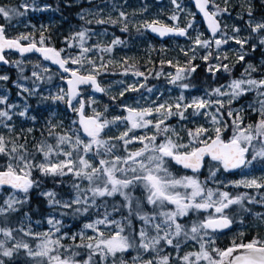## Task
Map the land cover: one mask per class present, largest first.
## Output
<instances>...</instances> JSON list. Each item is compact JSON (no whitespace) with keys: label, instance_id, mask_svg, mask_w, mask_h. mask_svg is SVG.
Returning <instances> with one entry per match:
<instances>
[{"label":"snow or ice","instance_id":"1","mask_svg":"<svg viewBox=\"0 0 264 264\" xmlns=\"http://www.w3.org/2000/svg\"><path fill=\"white\" fill-rule=\"evenodd\" d=\"M88 2L91 3L92 0ZM224 2L226 6L221 8L215 0H195V6L203 15L211 36L203 38V33H198L193 46L187 51L181 49L186 56L191 52L184 66L167 61L175 68L174 74H168L169 83L182 90L192 87L183 81L198 67L192 64L197 59L198 48L207 50L199 58L207 64L206 70L213 77L221 71L230 75L235 65L243 62L246 66L241 76L231 79L227 84L206 90L205 96L193 97L187 102L182 91L174 102L156 104L153 101L155 107L122 105L127 114L111 119L104 115L108 106L104 107V112L97 111L92 107L96 100L89 98L85 101L80 86L88 85L95 92L107 94V89L101 86L97 77L102 71H107L113 61L109 59L105 62L101 56L100 63L97 64L87 54L96 51L110 55L116 46L125 41L120 37H113L108 44L97 42L86 47L87 40L92 36L103 34L82 26L79 31L65 37L67 47H78L79 53L62 55L66 53V49L45 46L46 38L43 33L38 47L29 34H20L16 38L7 37L5 25L0 24V62L9 64L4 52L15 50L22 56L33 51L40 53L44 60L58 65L62 70L60 79L67 84V89L60 88L55 94L41 95L40 99L51 100L53 103L63 102L78 115V120H73L72 126L62 133L55 131L57 127H62V123L52 124L49 121L47 136L42 132V138L29 149L25 130L21 129L20 133L12 136L15 127L8 122L12 121L13 115L32 121L36 117L28 116L27 104L18 113L13 112L12 109L18 106L9 104L7 96H0V105L5 106L0 108V126L7 128L10 134L8 137L0 134V218L4 225L0 226V236L3 237L0 239V264H6L4 258H18L21 251L31 264H129L125 254L130 250L136 252L131 258V264H173L174 261L178 264H264L262 239L254 237L248 242L243 239L237 242L234 238L226 249L215 246L216 233L230 229L237 222V216L252 214L245 201L248 204L264 205V195L256 200L255 196L248 193L233 196L222 190V187L229 186L259 190L264 188V177L245 176L227 183L218 179L221 171L228 173L247 169L258 159L264 161V74L260 78L253 76L260 68L245 60L249 51L264 48V18L255 20L252 5L246 0L249 17L246 25L249 34L241 36V29L233 25L232 35H228V25L222 27L218 19L224 14L230 15L228 0ZM171 3L176 11L169 19L178 21L177 12H183L184 8L178 0H171ZM50 8L51 5H45L41 9L35 4V0L31 3L25 0L15 7L0 6V17L10 24L14 18L25 16L30 10L43 11ZM102 11L99 8L82 9L79 18L89 25L93 22L97 25L119 24L121 32H128V15L124 11H119L116 19L110 14L103 17ZM89 15L95 17L94 21L86 18ZM189 15L192 19L188 20L185 27L169 26L154 19L139 24L137 31L150 30L160 37L187 36L188 30L194 27L195 14ZM238 18L243 19V16L239 15ZM22 41L28 43L25 45ZM229 43L239 46L238 49L231 50L235 56L231 65L224 63L229 59L228 52H221L222 46ZM212 59L216 63H209ZM13 63L22 73L21 62ZM85 63L88 68H85ZM160 63L164 64L165 61ZM69 64L77 67L70 68ZM123 64L127 65V58L123 59ZM261 66L264 67V61ZM34 67L39 68L40 65ZM130 67L134 66L124 67V75L128 74ZM82 69L86 74L82 73ZM43 71L48 72L49 69L44 68ZM132 74L147 79L145 73L138 70ZM156 75L159 76L160 73ZM31 76L35 77L31 89L20 83L16 84L21 93L29 96L39 92L36 81L51 82L53 78L51 75L44 77L36 71ZM21 78L29 79L24 76ZM7 80V75H0V81ZM144 87V84H139V87L135 84L128 85L120 91L119 96L123 97L128 91L135 92ZM147 91L151 93L153 89L148 88ZM248 93H254V97L246 107H232ZM111 99L114 101L116 97ZM226 105L225 113L223 110ZM86 106L92 109V115H85ZM189 109L192 110V116H204L212 127L198 125L194 129H184L188 138L185 143L180 133L165 122L172 117L188 119L186 113ZM246 109L257 115L254 123H245ZM117 125H124L125 130L105 138V130ZM148 128L153 129L151 135H135V130ZM229 129L231 135L224 139L223 134ZM33 131V128H28L26 133L31 134ZM21 139L23 143L20 142ZM50 139L54 142H50ZM134 143H139L141 147L131 149L129 146ZM174 166L190 170L192 175L180 174L174 170ZM204 168H207L208 175L201 180L199 173ZM34 173H39V176H34ZM66 177H71V195L68 198L61 196L55 187L40 192L48 207L53 210L46 218L49 226L47 230L33 231L28 212L22 213L23 219L18 221L19 226H8L9 216L20 213L29 203L32 190L41 188L46 179H51L57 187L62 186L66 183ZM209 183L216 187H210ZM6 189L9 191L5 195ZM117 196L120 201L109 204L108 198ZM233 206L237 207L233 209ZM93 213L95 218L87 219L79 231H64V217H90ZM116 213H121L120 219L115 218ZM201 213L207 214L201 216ZM255 215L257 219L264 221V215ZM134 220L139 222V227L134 225ZM239 222L244 221L240 219ZM14 233H19L20 237L17 238ZM238 235L242 238L244 233L240 232ZM24 237L31 238L34 246ZM190 242H194L198 248L181 255L182 249ZM169 248L173 251L167 252L166 249ZM144 254H150V258L144 259Z\"/></svg>","mask_w":264,"mask_h":264},{"label":"trees","instance_id":"2","mask_svg":"<svg viewBox=\"0 0 264 264\" xmlns=\"http://www.w3.org/2000/svg\"><path fill=\"white\" fill-rule=\"evenodd\" d=\"M73 0H35V4L39 8H44L45 5H51V8L48 10H36V11H28L25 16L14 18L11 23H7L2 17H0V24H4L6 28V36L9 38H16L20 34H29L31 35L32 40H34L38 46L41 33H43L45 39V46L55 47L56 49H61L63 46H65L66 43H64L63 39L66 36V31L63 30L68 28L71 29L73 32L79 31L81 27H88L93 29L95 32L99 31H107L114 35L115 37H120L123 41H125L124 44L120 47V49H125L130 52L132 51H139V47L146 46V42H144V37L146 38L147 30L141 29L139 32L137 31V26L134 24V19L138 17H146L154 8H152V2L155 3L156 7H161V14L162 16L168 20V22L172 21L169 19V16L173 14L175 10L174 6L171 3V0H92L91 3L87 2H72ZM179 3H183L187 6H190L192 9V5L190 0H179ZM25 2V0H0V6H8V7H15L19 6L21 3ZM28 3H31L32 0H27ZM134 2H140V5H134ZM217 4H220L218 0H215ZM231 2H235L232 0ZM238 2H240L238 0ZM252 5V12H253V18L255 20H260L264 18V0H249ZM115 6V7H114ZM133 8L135 6V11L132 13H128L127 8ZM226 5L220 4L221 8H224ZM141 11H138L141 9ZM229 8V14H224L220 19L222 27L227 22V16H230L232 19L235 20L237 25L244 26L246 35L249 34V29L247 28L246 21L249 19L247 15V6L243 8L241 11L242 16L244 19H239L238 16H236L237 11V5L234 3H231L230 5H227ZM102 9L101 15L103 17H107L109 14L112 16L113 19H116L118 17L119 11L127 12L128 15V32H121L120 27L121 25H97L94 22L92 24H86L85 21L81 20L79 18V15L81 13L82 9ZM177 14H182V12H177ZM87 19L93 20L95 17L89 15L86 17ZM196 19L199 17L196 15ZM229 18V17H228ZM167 24V23H166ZM227 25V24H226ZM227 32L229 33V29H227ZM23 44H27L28 41H22ZM155 45L159 47L158 42H155ZM171 45H173L171 43ZM230 45V44H228ZM263 48L258 47L256 51L252 52L249 51V55L246 56L245 60L253 61L255 62L258 57L264 56V52L262 51ZM213 51V55L215 56V52ZM157 55L153 56V61L148 62L146 60V55H137L134 58L127 59V65H117L112 64L108 67L107 71H102V74L97 77V79L102 83V87L107 88L110 84L112 79H118L120 77H125L126 75L123 74L124 67L126 66H134L129 68V74H132L134 71L138 70L140 72L145 73V76L147 79H145V88H148L153 81H155L156 78L159 79V82L163 83L164 86H168L167 78L165 77V73L170 68L175 69L174 67L170 66L167 61L170 60L169 57L163 55L160 51H158ZM5 58L10 62L9 64L0 65V75H7L9 77V80L7 81H0V89L1 92L5 95H10V99L13 102H20L24 106L27 104L29 107V114H32L36 117L35 121H31V125L34 129V131L31 134H24L27 135L28 138V147L29 149L32 148L33 144L39 141L42 136L41 133H44V136H47V126L48 122L50 121L52 124H56L57 121L62 120L67 124H64L62 127H57L55 131L57 133L63 132L64 127L67 129L70 126H72L73 120H78V116L76 113L72 112L66 104L63 102H56L53 103L51 100L48 101H42L40 99L41 96L32 95L29 96L27 93H21L20 89L16 86L17 83H19L22 80V74L25 77H29L25 83L27 85H32V80L35 79V77L31 76V73L33 71L42 70L45 66V62L42 61L37 56H21L14 52H7L4 54ZM161 58H163L161 60ZM189 57L185 56L184 61H188ZM20 61L21 67L23 68V73H21L19 68L15 66L13 62ZM161 61H165L164 64H161ZM215 60L212 59L209 61V63H214ZM224 63L232 64L234 62H231L229 59L224 61ZM39 64L40 67H34L35 65ZM193 65H197L196 71L190 74V77L186 80L185 83H188L194 88L193 92L195 94L199 92H203L206 90H210L211 87H218L220 85L227 84L231 79L233 78H239L241 75L243 68L246 66L243 62L240 64H236L233 68L231 74L225 73L223 71L216 73L215 77H213L212 74H210L207 69V64L205 62H200L198 64V61L192 63ZM50 73L54 74V82L53 84L44 83V87L51 88L52 86L57 89V85H60L61 88H64L65 82L60 79V75L58 72L51 68L49 70ZM85 74V72H82ZM156 73H160L159 76L156 75ZM22 83V82H20ZM20 93V94H18ZM139 95V93H128L127 95ZM91 95V89L90 86H85L82 88V96L87 101L90 98ZM99 97L101 100H103L102 103V109L107 105L108 108L110 107L111 102L113 100L111 97L105 93L99 94ZM254 93H248L244 96H242L241 100H253ZM236 105V104H234ZM87 107V106H86ZM89 109V107H87ZM31 112V113H30ZM107 118L109 117L107 114L105 115ZM245 117V123H254L257 120V115H246ZM227 120V116L225 117ZM18 124L19 122L16 121ZM191 126H194L193 124ZM17 133H20L18 126L16 127ZM231 135V129L224 132L223 137L224 139H228ZM23 143V139L20 141ZM50 142H54L50 139ZM39 159V157H38ZM258 168L261 170V172H264V161L257 160L255 161ZM200 174V173H199ZM204 172H201V175H203ZM34 176H39V173H34ZM229 176V173H227ZM71 180V177H66L65 181L66 183L62 186H55L51 179H46L42 183V187L39 189H34L30 192V200L29 203L26 204L20 213H14L11 214L8 218V226L11 227H17L18 221L23 219V212H28L31 221L34 225L38 224L40 226H43L47 228V223L44 217L49 216L50 213L53 212L52 209L48 207V204L43 196L40 195V192L43 190L56 188V190L60 193L61 196L64 198H67L71 195V190L69 186V182ZM214 187V185L212 186ZM238 191L241 192V194L245 193V191L253 193L254 188H249L244 190V188H237ZM9 190H5V195L7 194ZM262 189L258 190V193H256L257 196H259L262 193ZM120 201L119 199H115V202ZM113 201H109V204H111ZM99 203H102V201H99ZM245 205L249 207L252 210V213H260L262 210V207L257 204H248L247 201H245ZM237 207V206H236ZM103 209H101V212ZM126 214V213H123ZM58 215V214H57ZM201 216L204 214L201 213ZM115 216L121 218V213H116ZM115 217V218H116ZM95 218V214L93 213L90 217H76L73 218L72 216L64 217V224L67 227L68 225H71L74 228H77L79 225L83 224L87 219ZM247 219V220H246ZM245 222L249 221V218H246ZM39 221L40 223H36ZM134 225H139L138 221H133ZM0 226H4L2 222V218H0ZM138 227V226H137ZM42 228V227H41ZM69 231L70 228L68 229ZM15 235L18 237L20 236L19 233H15ZM252 235L249 233L246 234L245 242L250 241ZM25 239H29L28 237H25ZM231 241L228 239L219 240L216 243V247L221 249H226L231 245ZM135 253L129 252L128 254H125V259L128 260L129 264H131V260H129V257H132ZM145 255V254H144ZM6 264H31V261L28 260L25 256L23 251L20 252L19 257H13L12 260H9L8 258H5Z\"/></svg>","mask_w":264,"mask_h":264},{"label":"rangeland","instance_id":"3","mask_svg":"<svg viewBox=\"0 0 264 264\" xmlns=\"http://www.w3.org/2000/svg\"><path fill=\"white\" fill-rule=\"evenodd\" d=\"M84 1L87 2L88 0H73L72 2L81 3V2H84ZM231 1L232 0H228V4L227 5H230L231 3H234L235 5H237L238 8H237V11H236V14H237L236 16L242 15L243 13H241V11L243 10V8H245L247 6L246 0H239L240 2H238V0H234L235 2H231ZM179 2L180 1L178 0V3ZM218 2L220 4H224L225 5L224 0H218ZM248 2H249V0H248ZM135 3H136V5H140V2H134V5H135ZM180 4L184 8V11L182 12L181 15L177 14L179 16L178 21H172V23L168 22V20L165 19L162 16V14H161V8L164 5L161 6V7H156L155 3L152 2L151 6L154 9L146 17H143V16L138 17V18L134 19L133 22H134L135 25H138V24H141V23H143L145 21L150 22V21L156 19V20H160V21H162L164 23H167L169 26L179 25V27H185L187 22H188V20L192 19V17L189 15V13H194L195 16H196V12L190 6H187V5L183 4V3H180ZM127 9H128V13H132V12L135 11V6L133 8L129 7ZM141 10H142V7L138 11H141ZM125 13L127 14V12H125ZM195 16H194V27L192 29L188 30L189 33H188L187 37L185 39L181 40V41H177V40L171 41V43L173 45H171V43L164 42V43H160L159 47H157L155 45V42H154L156 40H154L151 36H149L147 34L146 38L144 37V42H146L147 45L143 46V47L147 48L146 60L148 62H152L153 61V59H152L153 51L154 50L155 51H157V50L160 51L161 50L160 52L163 55L169 57L170 58L169 61H172L173 64H177V62H178L180 66H184L186 64V61H184V57L186 55H184V53L181 51V49H184L185 51H187L191 46H193V40H194L195 36L198 33H203V38H209V36L205 32V28L203 26L202 20L200 18L196 19ZM226 16H227L226 17L227 20H225V21L227 22L226 24L228 25V29H229L228 35H232L231 27L233 25H235V26H237V27H239L241 29L240 35L241 36H246V33L244 31L245 30L244 26L237 25L234 19H232L228 15H226ZM218 18H221V17H218ZM243 19L245 20L244 17H243ZM63 31L64 32L66 31V36L65 37H67L70 34L74 33L71 29H68V28L64 29ZM96 33L103 34V35L92 36L91 39L87 40V42L85 44L86 47H90V46H92L93 44H95L97 42H102L103 44H108L111 41V39L113 37H115L114 35L110 34L108 31L106 33H105V31H99V32H96ZM218 36H219V34H218ZM65 37L63 39L64 43H65ZM229 44L230 45L222 46L221 52L227 51L228 55H229V60L231 62H234L235 61V56L233 54V51H231V50L238 49L239 46L236 45L235 43H229ZM121 46L122 45L116 46L114 48V51L110 55L108 53H100V52L93 51L91 53H88L87 56H88V58H90L92 60H95L97 64L100 63V57L103 56L104 61H108L109 59H111L113 61V64L123 65V59L122 58H127L128 59V58H130L132 56L134 57V55H136V54H134V52L133 53H131V52H123V50L120 49ZM62 48L66 49V53H62V55H65V54L77 55L79 53V51H80L78 47H76V48H68L66 44ZM213 50L215 52L214 48H213ZM262 51L264 52V48L262 49ZM206 52H207V50L202 49V48H198L197 49V53H196L197 54V59L192 61V63H194L196 61H198V64H200V62H204L199 57L205 55ZM190 55H191V52H189L188 57ZM162 59L163 58H161V60ZM262 61H264V56L258 57L255 62L250 61V60L247 61V62L253 63L258 68H260V71L258 73H253V76H255L256 78H260V76L262 74H264V67L261 66V62ZM117 62H120V63H117ZM214 63H216V61ZM68 67L75 68L77 66L69 64ZM88 67L89 66L87 65V63H85V68H88ZM44 68H47V69L50 70L51 66L48 65V64H45L43 69ZM43 69L42 70H38L37 72L40 75L44 76V77H47L48 75H51L53 78H52L51 82H47L46 80L43 81V82L42 81H36V83L39 85V92L37 93V95L38 96H41V95L48 96V95L55 94L56 92L59 91L61 86L57 85V89L55 87H53V86L51 88L44 87V83H48L50 85L53 84L55 76H54V74L50 73L49 71L48 72H44ZM81 71L84 72V69H82ZM242 72H243V70H242ZM169 73H173L174 74L175 73V69L170 68L165 73V77L167 78V82H168L169 86L159 85V86L155 87V85H154L153 87H151L153 89V91L151 93H149L147 91V89L150 88V87H148L146 89L140 88L139 91L142 90L140 92V94L139 95H134V96L127 95L128 93H133V91H128V92L125 93V95H127V98L124 99V101L122 102V105H129V106L137 107V108L148 107V106L155 107V105L152 104L153 101H155L156 104L163 103L164 101H168L170 103L174 102L175 98L178 97L181 94L182 91H183L184 96L186 97V102L190 101L193 97L205 96L206 91L199 92V93L195 94L193 92V90H195V89L192 88V87H190L187 90H182L179 87L169 83V77H168ZM241 73H240V75H241ZM21 76H24V75L22 74ZM27 80L28 79H22L20 81L22 83H20V82L19 83L23 84L26 87L31 89L34 86L33 85V81L35 79H33L31 81L32 82L31 86L27 85L25 83V81H27ZM186 80H184L183 82L185 83ZM144 81H145V77H136L135 75L128 73L125 77H120L118 79H115L114 82L112 83V85L108 88V92L109 93H114L115 95H117V97H120L119 96L120 91L125 89L128 85L135 84L137 87H139V84H144L145 83ZM85 86H88V85H82L81 88H83ZM213 88H215V87H211L210 90L213 89ZM64 89H66L65 85H64ZM90 89H91L90 98H94L96 100L100 93L93 91V89L91 87H90ZM0 96H7L8 97V101L7 102L9 104H15V105L18 106L16 108L12 109L13 112L18 113L19 111L23 110L24 105L22 103L16 102V101L15 102L11 101L10 95L3 94L1 92V89H0ZM214 98L215 97H213V99ZM241 98H240V100L238 102L234 103L236 105L233 104L232 107H239L240 105H245V107H246V105L252 101V100H243V99L241 100ZM224 99L226 100L227 97H225ZM3 107H5V106L4 105H0V108H3ZM94 108H96V107H94ZM121 109L123 110L122 107H121ZM91 110H92L91 108L88 109L86 107V109H85L86 115H92ZM96 110L98 111V108H96ZM226 110H227V105H226V107H225V109L223 111H225V113H226ZM191 111L192 110L189 109L188 113H186V115L188 116V119H186V120H180L178 117H172V118H170L169 120H167L165 122L166 124L174 127L180 133V136L184 138V142L185 143L187 142L188 138H187V135H186V132L184 131V129H186V128L194 129L198 125H203L206 128H211L212 127L210 121L207 120L204 116H192L191 115ZM126 114L127 113L123 110L120 114L117 113L115 116H118V115L119 116H123V115H126ZM244 114H246L248 116L255 115L254 113H252L250 110H247V109L244 112ZM28 116L31 117V116H34V115L28 113ZM225 117H226V115H225ZM149 119H154V117H149ZM16 121H18L19 124ZM31 121H32L31 119H26V118L20 117L19 115H13L12 121L8 122L9 124L14 125V127H15V132L11 133V135L13 136V134H15L17 132V130H16L17 126H18L20 131H21V129H24L25 130L24 134H27L26 130L28 128H33L32 126H30L31 125ZM61 123H62V126H64V124H67V123H65L62 120H59V121L56 122V124H61ZM192 124L194 126H191ZM67 129L64 127L63 131H65ZM113 130L115 131V133H112ZM124 130H125V126L124 125H117V126H114V127H110L109 129H106L104 134H106V137L107 136H113V135H118L119 132L124 131ZM152 131H153V129H151V128H148V129H137V130H135V135H144L145 133L151 135ZM0 134L5 135L6 137H8L10 135L9 132H8V129L4 128L2 126H0ZM129 147H132L133 149H137V148L141 147V145L139 143H134V144L130 145ZM174 170L178 171L180 174H187V172H184V170H182L181 168H179L177 166H174ZM202 172H204V174L201 175V173H200L199 177H200L201 180H204L207 177V175H208L207 168H205ZM228 173H229V176L227 175V173L221 171L220 173H218V179L224 181L225 183H227L229 181H236V180L242 179L245 176H247L248 178H251V177H264V172H261V170L258 168V166H257V164L255 162L253 163V165L250 168L238 169V170H235L233 172H228ZM188 175H192V174H188ZM213 185H214V187H216L215 184L209 183L210 187H212ZM85 186H86V183H85ZM239 188H244V187H239ZM246 189H249V188H244V190H246ZM261 189L263 191H262V193L259 196L256 195V193H258L257 189H254L253 193L248 192V191H245V193H248L251 196H255L256 200H260L261 195H264V188H261ZM222 190L230 192L233 196L241 194V192L237 190V187H232V186H229L227 188H223L222 187ZM255 204L260 205L262 207V210H261V212L259 214L264 215V205H261L259 203H255ZM235 208H236V206H233V209H235ZM209 211H211V210H209ZM203 214L206 215L207 213H203ZM255 214L256 213L243 214L242 216H237L236 217L237 222L234 223L235 227H234L233 231H231V232H229L227 234H218V233L215 234L216 243L219 240H224V239H228L229 241L232 242V240L234 238L237 239V242H239L240 239H243L244 242H245V239H246L245 236H246L247 233L252 235L251 236L252 239L254 237H256V238L264 240V221L257 219ZM47 217H44V219L46 220ZM246 218H249L248 219L249 221L245 222ZM240 219H243L244 222L240 223L239 222ZM31 226H32L33 231H45L49 227L48 225H47V228H45L43 226H40L38 224L34 225L32 223V221H31ZM136 226L139 227L138 224ZM69 228L71 230L70 232H77V231L80 230V228H74L71 225H68L67 227L65 226L64 231H69L68 230ZM240 232L244 233V236L242 238L239 237V235H238ZM89 234H91V233H89ZM14 235H15V233H14ZM19 237L20 236H18L17 238H19ZM2 238L3 237L0 236V239H2ZM24 239H25V237H24ZM27 240L30 243H33V246H34V242L31 241V238H29ZM65 242H67V241H65ZM10 244H11V242H9L8 246H10ZM215 246H216V244H215ZM196 248H198V245H196L194 242H190L189 244H187L182 249L181 255L184 252L192 251V250H195ZM166 251L167 252H172L173 250L169 248V249H166ZM129 252H133L136 255L135 251H131L130 250ZM173 255H174V253H173ZM131 258L132 257H130L129 260H131ZM149 258H150V254H145L144 255V259H149ZM173 264H178V262L174 261Z\"/></svg>","mask_w":264,"mask_h":264},{"label":"flooded vegetation","instance_id":"4","mask_svg":"<svg viewBox=\"0 0 264 264\" xmlns=\"http://www.w3.org/2000/svg\"><path fill=\"white\" fill-rule=\"evenodd\" d=\"M154 40H156V39H154ZM171 41H173V40H168L167 41V43H171ZM154 42H158V44H160V42L157 40V41H154ZM121 50H123V52H130V51H128V50H125V49H121ZM161 51V50H160ZM134 52V54H136V55H134V57H136L137 55H143V54H147V48L146 47H139V51H132L131 53H133ZM158 54V52L157 51H153V56L154 55H157ZM153 56H152V59H153ZM133 56H132V58H134ZM146 57H147V55H146ZM131 58V57H130ZM122 59H124V58H122ZM129 59V58H128ZM106 62V61H105ZM98 80V79H97ZM114 80L115 79H112L111 80V82H110V84L108 85V87L106 88L107 89V95H109L110 97H113V96H115L116 97V99L113 101V102H111L110 104H112V105H110V107L108 108V111L106 112V113H104V115H108L109 117V119H111L112 117H114L117 113L118 114H120L123 110L121 109V105H122V102L124 101V99H126L127 98V95H125V96H123V97H117V95H115L114 93H109L108 92V88L112 85V83L114 82ZM98 82L100 83V81L98 80ZM145 82V81H144ZM143 82V83H144ZM151 83V85L149 86L150 88L151 87H153L154 85H155V87L156 86H159V85H163V83H161V82H159V79L158 78H156L155 79V81H153L152 80V82H150ZM101 84V86H102V83H100ZM169 86V85H168ZM142 91V90H141ZM141 91H139V92H141ZM138 91H136L135 93H139ZM134 93V92H133ZM101 94V93H100ZM136 95V94H135ZM102 103H103V100H101L100 99V97L98 96V98L96 99V103L92 106V107H96V108H98V111H100V112H104V109H102ZM86 109V108H85ZM91 112H92V110H91ZM85 114H86V111H85ZM112 133H115V131L113 130L112 131ZM105 135V138H107L106 137V134H104ZM131 149H133L132 147H130ZM134 150V149H133ZM183 170V169H182ZM184 172H187V171H184ZM187 174H192L191 172H187ZM115 199H119L120 200V197H115V198H108V202L109 201H113V202H115ZM98 203H99V201H98ZM114 216H115V214H114ZM116 217V216H115ZM116 219H120L118 216L116 217ZM82 227V224L81 225H79L77 228H81ZM67 243V242H66ZM126 254H128V253H126ZM135 255V254H134ZM133 255V256H134ZM130 258V257H129Z\"/></svg>","mask_w":264,"mask_h":264},{"label":"water","instance_id":"5","mask_svg":"<svg viewBox=\"0 0 264 264\" xmlns=\"http://www.w3.org/2000/svg\"><path fill=\"white\" fill-rule=\"evenodd\" d=\"M190 2H191V5H192V7L194 8V10H195V12H196V15L202 20V23H203V26H204V28H205V30H206V33H207V35L210 37L211 36V33H210V31L208 30V28H207V24H206V21L204 20V18H203V15L199 12V10L196 8V6H195V0H190ZM219 19V18H218ZM220 20V19H219ZM221 22V21H220ZM222 25V24H221ZM147 33L152 37V38H154V39H156V40H158V41H160V42H166V41H168L169 39H177V40H183V39H185L186 38V36H177V35H167V36H164V37H160L158 34H156V33H153V32H151L150 30H147ZM219 34V33H218ZM218 34H217V36H218ZM26 45V44H25ZM38 46V45H37ZM39 47V46H38ZM7 52H14V53H17V54H19V55H21L19 52H17V51H15V50H5V52L4 53H7ZM37 56V57H39L41 60H43L44 62H46L48 65H50L53 69H55V70H57L58 71V73L61 75L62 74V70L59 68V66L58 65H55V64H53V63H51V61H46V60H44L43 59V57H42V55L40 54V53H37V52H31V53H26V54H24L23 56H25V57H27V56ZM22 56V55H21ZM0 65H4V63L3 62H0ZM63 75H65V76H67L68 74H63ZM66 89H67V84H66ZM80 91H81V86H80ZM77 99H79V97L77 98ZM74 104L76 103L75 101L73 102ZM177 167H179V166H177ZM180 168V167H179ZM182 169V168H181ZM205 169V168H204ZM204 169H202L201 170V172L204 170ZM183 170H185V169H183ZM185 171H187V172H191L190 170H185ZM234 230V224L232 225V227L230 228V229H226V230H224L223 232H218V234H227V233H229V232H231V231H233Z\"/></svg>","mask_w":264,"mask_h":264}]
</instances>
